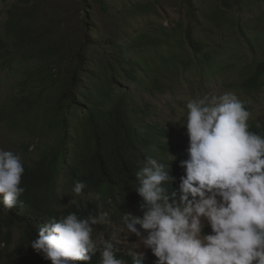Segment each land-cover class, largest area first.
<instances>
[{
  "label": "trees",
  "instance_id": "16d2710c",
  "mask_svg": "<svg viewBox=\"0 0 264 264\" xmlns=\"http://www.w3.org/2000/svg\"><path fill=\"white\" fill-rule=\"evenodd\" d=\"M231 1L223 0L225 4ZM185 2L194 17L192 1ZM160 3L161 0H149L125 6L106 0H76L74 6L68 7L51 0H21L9 7L0 42L8 44L4 53L19 65L31 88L28 94L14 99L13 109L28 117L32 130L42 137L36 162L23 163L21 186L25 192L8 211L0 204V224L21 226L24 240L35 239L50 219L59 220L69 213L85 218L112 210L118 220L121 214L142 216L143 201L136 192L139 186L136 173L149 158L169 166V174L175 178L169 185V194L175 191L178 200L180 178L185 175L180 164L188 157L177 155L184 146L168 139L156 124L143 122L144 117L134 111L122 84L137 82L139 73L144 71L141 60L132 53L134 46L143 44L144 39L137 36L127 45L100 33L90 26L95 25L88 21L89 10L78 18L81 8L97 6L116 27L128 30L134 16L155 12ZM52 6L56 11L76 15L77 37L70 40L66 30L56 31L57 25L64 23L59 22L61 13H54ZM184 37L196 54H205V47L191 27L184 30ZM262 77V68L254 71L245 83L247 90H259ZM251 131L264 136V119L253 122ZM51 137L54 141L49 143L47 139ZM63 172L73 185L77 181L86 184L83 197L66 205L60 204L56 192L57 180ZM115 254L126 264H132L128 251L116 250ZM33 259L35 264H51L36 252ZM156 261L150 249L145 251L143 264ZM100 262L97 252L90 261L81 264Z\"/></svg>",
  "mask_w": 264,
  "mask_h": 264
},
{
  "label": "clouds",
  "instance_id": "9594fccd",
  "mask_svg": "<svg viewBox=\"0 0 264 264\" xmlns=\"http://www.w3.org/2000/svg\"><path fill=\"white\" fill-rule=\"evenodd\" d=\"M186 107L188 158L180 164L185 175L178 200L175 191L169 194L175 179L169 166L149 158L136 173L143 215L121 214L123 226L151 250L156 264H264V136L249 130L250 112L233 93ZM23 173L21 157L0 149V204L7 211L25 192ZM85 188L77 181L72 193L80 196ZM205 221L210 234L203 233ZM99 223H112L108 212L52 218L29 244L51 264H81L97 252L101 264H126L116 257L115 237L104 239L102 248L92 238ZM144 260V252L132 253V264Z\"/></svg>",
  "mask_w": 264,
  "mask_h": 264
},
{
  "label": "rangeland",
  "instance_id": "374dc122",
  "mask_svg": "<svg viewBox=\"0 0 264 264\" xmlns=\"http://www.w3.org/2000/svg\"><path fill=\"white\" fill-rule=\"evenodd\" d=\"M18 1L21 0H0V34L9 7ZM54 1L68 7L76 2L51 0ZM147 1L106 0L125 6ZM191 1L194 17L185 0H161L155 12L134 16L128 30L116 27L110 16L97 6L86 5L78 16L80 19L89 10L88 21L95 25L90 26L121 43L128 45L137 36L144 39L143 44L134 46L132 52L134 58L141 60L144 71L139 73L137 82L124 81L122 84L126 86L134 111L144 117L143 122L156 124L165 131L168 139L184 146L177 155L179 157H188V136L183 124L188 113L186 105L191 100L230 92L245 102V108L250 112V131L253 122L264 119V0H233L227 4L223 0ZM52 8L54 13H61L59 22L64 23H59L56 31L66 30L70 40L77 37L79 31L74 29L76 15ZM216 10L218 14L214 15ZM187 27L192 28L194 36L205 47L204 55L196 54L187 44L184 37ZM5 48H9L8 44L0 42V149L18 154L22 163L31 165L39 157L42 137L32 130L28 117L13 109L14 99L28 94L31 88L23 79L19 65L7 58L9 54L4 53ZM260 68L263 70L261 88L247 90L245 83ZM249 100L250 104L247 103ZM47 140L49 143L54 141L53 137ZM73 186L68 174L61 173L56 188L60 204L66 205L83 197L72 193ZM111 211L107 212L112 223L93 226L92 238L102 244L104 239L115 237L118 241L114 244L116 249L129 254L149 250L138 237L127 232L122 220L116 219ZM204 224L203 233L210 234V226L206 221ZM29 242L24 240L21 226L1 223L0 264H35V251Z\"/></svg>",
  "mask_w": 264,
  "mask_h": 264
}]
</instances>
